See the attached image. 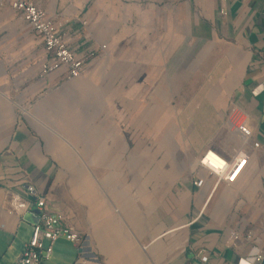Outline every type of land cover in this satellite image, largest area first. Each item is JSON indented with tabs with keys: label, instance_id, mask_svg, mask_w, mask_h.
I'll return each instance as SVG.
<instances>
[{
	"label": "crops",
	"instance_id": "1",
	"mask_svg": "<svg viewBox=\"0 0 264 264\" xmlns=\"http://www.w3.org/2000/svg\"><path fill=\"white\" fill-rule=\"evenodd\" d=\"M12 1L0 0V264L32 233L34 219L11 212L16 195L31 208L43 197L100 264H257L264 0H34L86 59L75 79L41 75L43 41ZM234 106L247 112L246 146L227 128ZM241 149L233 184L200 163ZM79 257L59 238L43 264Z\"/></svg>",
	"mask_w": 264,
	"mask_h": 264
},
{
	"label": "built area",
	"instance_id": "2",
	"mask_svg": "<svg viewBox=\"0 0 264 264\" xmlns=\"http://www.w3.org/2000/svg\"><path fill=\"white\" fill-rule=\"evenodd\" d=\"M11 6L29 25L33 33L43 41L46 58L40 67L41 75L49 76L65 70L67 79L81 76L86 59L79 58L69 48L57 21L38 8L34 0H13ZM90 56H94V53ZM226 124L230 132L240 137L242 146L250 142L252 131L247 125V112L243 108L234 106L229 111ZM254 146L258 147L259 143H255ZM242 158L241 164L235 170L237 162ZM247 161L248 156L242 149L231 161L213 151H206L200 158L202 166L213 172L219 181L227 184L237 181L240 176L239 172ZM201 183L202 181L198 182V184ZM28 193L36 196L32 187H28ZM11 212L22 218L29 216L34 219L31 237L24 244L20 258L13 264H43L51 258L53 245L59 238H65L78 246L80 257L74 264H100L96 255L91 252L89 237L82 236L68 227L64 223L63 215L47 212L43 197L37 199L36 208H31L20 196L16 195L11 204ZM207 259L206 255L202 256L203 261ZM251 261L264 264V250L254 251Z\"/></svg>",
	"mask_w": 264,
	"mask_h": 264
},
{
	"label": "bare ground",
	"instance_id": "3",
	"mask_svg": "<svg viewBox=\"0 0 264 264\" xmlns=\"http://www.w3.org/2000/svg\"><path fill=\"white\" fill-rule=\"evenodd\" d=\"M245 165H246V164H245ZM245 165H244V166H245ZM244 166H243V167H244ZM242 169H243V168H242ZM242 169H241V171H242ZM241 171L239 172V174L241 173ZM239 174H238V175H239Z\"/></svg>",
	"mask_w": 264,
	"mask_h": 264
},
{
	"label": "rangeland",
	"instance_id": "4",
	"mask_svg": "<svg viewBox=\"0 0 264 264\" xmlns=\"http://www.w3.org/2000/svg\"><path fill=\"white\" fill-rule=\"evenodd\" d=\"M18 17H20V18H21L20 14L18 15Z\"/></svg>",
	"mask_w": 264,
	"mask_h": 264
}]
</instances>
